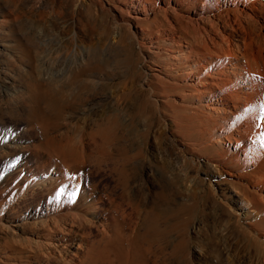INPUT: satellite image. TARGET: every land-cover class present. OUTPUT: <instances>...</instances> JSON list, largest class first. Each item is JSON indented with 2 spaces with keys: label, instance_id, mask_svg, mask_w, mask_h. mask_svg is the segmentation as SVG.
<instances>
[{
  "label": "rangeland",
  "instance_id": "obj_1",
  "mask_svg": "<svg viewBox=\"0 0 264 264\" xmlns=\"http://www.w3.org/2000/svg\"><path fill=\"white\" fill-rule=\"evenodd\" d=\"M134 1L0 0V205L20 193L27 176L47 170L55 159L50 148L67 144L60 152L76 155L83 133L86 160L98 155L86 161L87 179L102 192H123L110 169L121 157L118 146L142 151L130 165L127 193L168 215L181 213V264H264L261 171L218 164L224 145L211 144L197 99L169 65L177 34L190 41L217 21L168 0H154L153 12L136 16ZM42 205L41 196H30L16 206L17 232L0 226V264L14 262L3 253L5 241L14 256L27 247L33 224L23 218Z\"/></svg>",
  "mask_w": 264,
  "mask_h": 264
},
{
  "label": "bare ground",
  "instance_id": "obj_2",
  "mask_svg": "<svg viewBox=\"0 0 264 264\" xmlns=\"http://www.w3.org/2000/svg\"><path fill=\"white\" fill-rule=\"evenodd\" d=\"M152 2L135 0L132 6L136 16L153 12L156 3ZM167 2L195 9L199 20L216 19L217 24L210 23L203 33L194 31L193 40L188 41L184 34H177V38L174 37L177 47L171 56L174 61L169 65L180 69L178 74L183 75L186 82L180 85L190 87L191 96L197 99L195 110L202 113L197 118L211 127L204 131L211 144L224 145L220 147L218 164L253 167L252 171H261L264 178V34L255 32L252 22L258 18L260 31L264 32V0ZM78 139L80 150L74 156L60 152L67 144L60 151L49 147L55 159L49 155L47 170L37 178L27 176L20 193H9L8 200L0 205V226L17 232L20 219L16 215V206L33 195L41 196L45 202L36 213H27L23 218L28 221L32 217L33 224L28 231L24 230L27 234L24 238L27 247L24 248L27 249L20 247L22 250L14 256L10 244L5 241L3 253L7 260H14L7 261L8 264H181L184 241L177 223L181 213L178 214L176 209L168 215L148 207L133 193H127L130 165L142 151L129 154L126 147L119 144L121 157L112 159L110 169L117 175L123 192L115 195L111 191L105 192L106 189L100 191L98 183L87 179L86 161L92 158L95 162L98 155L86 160L88 151L85 152L84 134L81 133ZM48 141L49 138L47 144ZM77 147L79 149L78 144ZM108 149L104 154L108 158L114 157L111 155L113 149L110 152ZM93 160L89 162L93 163ZM108 161L109 164L111 160ZM98 164L97 171L101 166ZM17 168L21 171V164ZM256 183L264 188V183ZM27 190L33 193H27ZM41 201L39 199L38 203ZM169 219L173 222H168ZM92 230H95L94 234Z\"/></svg>",
  "mask_w": 264,
  "mask_h": 264
}]
</instances>
